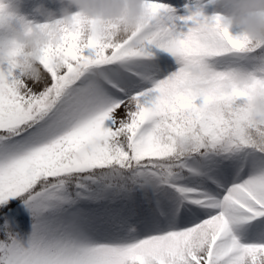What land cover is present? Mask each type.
<instances>
[{"label": "snow or ice", "instance_id": "1", "mask_svg": "<svg viewBox=\"0 0 264 264\" xmlns=\"http://www.w3.org/2000/svg\"><path fill=\"white\" fill-rule=\"evenodd\" d=\"M145 7L120 46L78 21L39 82L0 43V264H264V45Z\"/></svg>", "mask_w": 264, "mask_h": 264}, {"label": "clouds", "instance_id": "2", "mask_svg": "<svg viewBox=\"0 0 264 264\" xmlns=\"http://www.w3.org/2000/svg\"><path fill=\"white\" fill-rule=\"evenodd\" d=\"M23 0H14V8L3 4L0 9V24H9L19 12ZM57 8L39 4L34 12L43 22H31L23 30L14 29L11 45L16 50V62L26 83L39 82L44 77L41 63L46 53L62 45L66 31L74 28L79 21L81 42L92 38L106 46H120L131 39L147 23L148 9L145 0H53ZM221 9L220 30H227L233 37H240L248 46L264 45V0H213ZM241 29L234 36L232 30ZM193 74L199 69L189 67ZM253 120L264 125V92L257 91L252 100ZM193 147L190 141L181 138L178 148L188 152Z\"/></svg>", "mask_w": 264, "mask_h": 264}, {"label": "rangeland", "instance_id": "3", "mask_svg": "<svg viewBox=\"0 0 264 264\" xmlns=\"http://www.w3.org/2000/svg\"><path fill=\"white\" fill-rule=\"evenodd\" d=\"M206 5L205 12L209 16L216 15L221 12V9L209 0H202ZM0 3H7L10 5V11L14 8V0H0ZM46 4L49 8H57L58 5L53 3V0H23L19 12L16 17L11 20L9 24H0V43L8 42L13 37V30H23L24 26L31 22H43V18L37 15L33 10H29L32 6H38L37 4ZM234 36L241 34V29L234 28L232 30ZM39 90V89H37Z\"/></svg>", "mask_w": 264, "mask_h": 264}, {"label": "bare ground", "instance_id": "4", "mask_svg": "<svg viewBox=\"0 0 264 264\" xmlns=\"http://www.w3.org/2000/svg\"><path fill=\"white\" fill-rule=\"evenodd\" d=\"M37 5H39V4H37ZM36 6H32V7H30V9L29 10H33L34 11V8H35Z\"/></svg>", "mask_w": 264, "mask_h": 264}]
</instances>
